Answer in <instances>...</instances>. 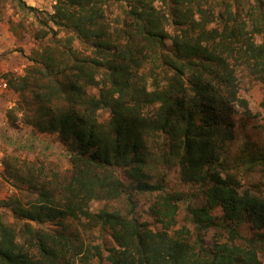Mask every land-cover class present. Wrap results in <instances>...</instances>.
Instances as JSON below:
<instances>
[{"label":"trees","instance_id":"trees-1","mask_svg":"<svg viewBox=\"0 0 264 264\" xmlns=\"http://www.w3.org/2000/svg\"><path fill=\"white\" fill-rule=\"evenodd\" d=\"M110 1L58 0L45 17L25 6L49 27L36 38L52 31L54 43L35 50L26 74H11L8 83L22 94L33 91L39 104L35 125L69 143L73 171L60 200L43 186L32 206L18 204V218L26 219L19 228L0 224V264H264V188H242L232 172L240 161L264 172V149L244 148L236 162L223 157L236 138L234 106L248 117L259 115L240 94L238 69L245 67L264 84L263 6L251 12L249 25L239 4L234 10L227 0L219 13L201 0H164L165 10L128 0L125 15L112 24L105 9ZM213 21L222 29L209 28ZM50 23L70 29L73 37L58 38ZM75 37L89 52L74 45ZM101 109L110 112L105 122ZM173 162L183 180L204 186L205 202L187 206L192 225L176 228L181 196L158 194L150 214L159 229L136 218L133 198L162 191L156 167ZM123 196L129 213L90 209L94 200ZM68 216L108 229L116 247L103 257L97 245L27 221ZM245 224L252 236L243 234ZM212 230L217 236L209 238Z\"/></svg>","mask_w":264,"mask_h":264},{"label":"rangeland","instance_id":"rangeland-1","mask_svg":"<svg viewBox=\"0 0 264 264\" xmlns=\"http://www.w3.org/2000/svg\"><path fill=\"white\" fill-rule=\"evenodd\" d=\"M157 7V9L165 10L168 5L164 0H147ZM224 0H201L204 7H212L217 13L224 9ZM234 4H239L243 20L249 25L252 24L249 16L251 12H255L259 6L264 8V0H227ZM260 1V4H259ZM58 0H0V22H9L13 28L19 33V39L23 40L26 47L21 44L14 43L10 53L17 51L18 55H25L26 49L29 51L25 56L28 62L20 73L0 71V82L3 78L7 81V87H3L1 93L6 98L5 104L0 105V224H10L19 228L26 220L18 218L16 208L18 204L29 208L41 198L40 191L43 186L49 190L54 200L62 198L63 185L70 180L73 166L70 158L69 143L64 142L57 132H40L35 125L37 122L39 104L35 102V94L31 89H27L23 94L16 92L10 88L8 80L10 75L15 77L26 74L28 66L32 65L30 56L35 50H42L45 46L54 43L52 31H49L46 37L36 38V35L49 27L42 25L36 17V11L32 12L25 6H33L38 10L40 16L45 17L47 13H53L56 9ZM110 5L105 7L108 22L114 24L118 17L125 15L129 8L128 0L110 1ZM243 10V11H242ZM196 18L202 20L201 13L196 14ZM54 27L58 32V38L73 37L70 29L60 26ZM218 27L222 29L223 25L218 21L210 23L209 28ZM170 33L175 34L177 29L168 25ZM256 42L262 41L261 36L256 37ZM168 44H172V40H168ZM74 45L83 52H89L87 45L75 37ZM88 48V49H87ZM238 78L240 82V94L249 101V107L253 113H259L255 117L243 115V109L240 106H234L233 120L235 121L236 138L231 145L228 146L223 157L229 162H236L238 156H242L248 152L262 151L264 149V107L261 105L264 99V84L257 79L245 67H239ZM91 93H97V87L89 88ZM101 122H105L110 117L107 109H101L98 112ZM3 119V120H2ZM2 121V122H1ZM259 151V152H260ZM242 163L238 164L237 169H233V173L237 176L238 181L242 184V188L249 186L264 188V172L260 167ZM155 178L163 179V189L160 192L139 193L133 198L137 205L134 215L141 221L149 222L155 228H162L150 214V207L156 199L157 195L162 192L178 193L181 196L179 202L180 209L177 215L176 228L183 225L191 226L187 218V206H201L205 202L203 194L204 186L193 181H185L182 179L180 169L175 162L170 165L160 164L156 167ZM120 175L128 180L126 173L120 169ZM264 193V191H263ZM93 213H100L103 210L121 211L129 213V205L127 197L123 196L115 200H94L90 204ZM216 214H219L217 212ZM34 227L44 228L48 231L65 230L69 235L76 239L86 242V245H97L103 252V257L109 253V250L116 247V242L112 238L108 229L96 225L90 219L76 218L68 216L63 219H45L44 221L27 220ZM193 227V226H192ZM242 232L246 236H252L254 231L249 224H245ZM260 233H264L261 230ZM217 236V231L212 230L208 233L209 238ZM264 256V254H262ZM91 264H98L97 259H93Z\"/></svg>","mask_w":264,"mask_h":264},{"label":"crops","instance_id":"crops-1","mask_svg":"<svg viewBox=\"0 0 264 264\" xmlns=\"http://www.w3.org/2000/svg\"><path fill=\"white\" fill-rule=\"evenodd\" d=\"M18 36V31L13 28L9 22H0V71L2 73H20L28 62V58L25 56L29 53L27 49L24 52L25 55L21 53L18 55L17 51L10 53V51L14 49V43L21 44L26 47V45L23 44L25 42L20 40ZM2 89L3 87L0 85V105L5 104L6 102V98L2 96L1 93Z\"/></svg>","mask_w":264,"mask_h":264},{"label":"built area","instance_id":"built-area-1","mask_svg":"<svg viewBox=\"0 0 264 264\" xmlns=\"http://www.w3.org/2000/svg\"><path fill=\"white\" fill-rule=\"evenodd\" d=\"M0 85L2 86V87H7V81H5L3 78L1 79V82H0Z\"/></svg>","mask_w":264,"mask_h":264}]
</instances>
